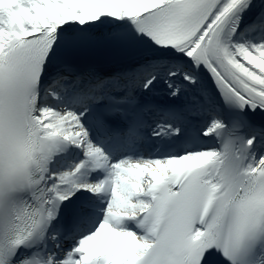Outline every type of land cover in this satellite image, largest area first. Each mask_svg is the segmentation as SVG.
I'll list each match as a JSON object with an SVG mask.
<instances>
[{
    "label": "snow or ice",
    "instance_id": "1",
    "mask_svg": "<svg viewBox=\"0 0 264 264\" xmlns=\"http://www.w3.org/2000/svg\"><path fill=\"white\" fill-rule=\"evenodd\" d=\"M0 264H264V0H0Z\"/></svg>",
    "mask_w": 264,
    "mask_h": 264
}]
</instances>
